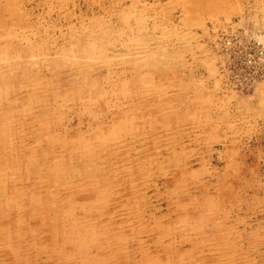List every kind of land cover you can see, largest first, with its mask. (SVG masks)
Listing matches in <instances>:
<instances>
[{"label": "rangeland", "instance_id": "obj_1", "mask_svg": "<svg viewBox=\"0 0 264 264\" xmlns=\"http://www.w3.org/2000/svg\"><path fill=\"white\" fill-rule=\"evenodd\" d=\"M263 19L264 0H0V264H264V82L230 89L216 49ZM92 42L117 64L20 58Z\"/></svg>", "mask_w": 264, "mask_h": 264}, {"label": "bare ground", "instance_id": "obj_2", "mask_svg": "<svg viewBox=\"0 0 264 264\" xmlns=\"http://www.w3.org/2000/svg\"><path fill=\"white\" fill-rule=\"evenodd\" d=\"M119 3V2H118ZM123 8V7H122ZM123 13V12H122ZM123 15V14H122ZM142 16V15H141ZM264 20V19H263ZM140 21V20H139ZM84 22V21H83ZM141 22V21H140ZM80 23V22H79ZM83 24V23H82ZM97 25V24H96ZM138 25H139V23H138ZM140 26V25H139ZM82 27H84V26H82ZM81 27V28H82ZM147 27V26H146ZM146 27H144V28H146ZM159 27V26H158ZM137 28V27H136ZM97 29V28H96ZM141 29V28H140ZM235 29H237V31H235ZM86 30V29H85ZM121 30V29H120ZM25 33V32H24ZM80 33V32H79ZM152 33V32H151ZM167 33V32H166ZM234 33V35H233V37H235L236 38V36H237V38L240 40V41H242V42H245V38L246 39H248V37H251V38H253L254 39V41H258V43L261 45V47H260V50L262 51V57H261V62H264V40H263V38H264V29H257V28H254V27H250V26H248V25H236V26H231V27H228V28H225V29H223L222 31H220L219 32V35H218V39H217V41H216V49H217V56H218V67H219V73H218V75H219V77L221 78L222 77V79H225V81H226V83H227V85L230 87V89H234V90H238V91H241V90H247V89H252V88H254L255 86H257L258 84H260V83H262V82H264V79H256V80H254L253 82H252V84L250 85V86H247L246 84H245V82L243 81V83L241 82V80L239 79V78H232L231 77V71H230V69H229V67L227 66V65H225V62L228 60L227 59V54H226V49L224 50L223 48H227L228 46H229V44H230V42H228L227 44H224V41L227 39H229L230 37H231V35ZM119 33H117V35H118ZM121 34H122V32H121ZM137 34V33H136ZM149 34V33H148ZM163 34H165V33H163ZM126 35V34H125ZM141 35V34H140ZM73 36V35H72ZM126 36H128V35H126ZM143 36V35H142ZM224 36H226L225 38H224ZM6 37V36H5ZM19 37V36H18ZM113 37V36H112ZM119 37H120V35H119ZM137 37H139V36H137ZM117 38V37H116ZM126 38V37H125ZM134 38V37H133ZM145 38V37H144ZM236 38V39H237ZM22 39V38H21ZM81 39V38H80ZM91 39V38H90ZM97 39V38H96ZM138 39V38H137ZM142 39L143 38H141V39H139V40H141V42H142ZM154 39V38H153ZM238 39H237V41H238ZM51 40V39H50ZM138 40V41H139ZM150 40H152V39H150ZM80 41V40H79ZM82 41V40H81ZM124 41H125V39H124ZM147 41V40H146ZM153 41V40H152ZM58 42V41H57ZM84 42V41H83ZM83 42H81V44H83ZM119 42V41H118ZM121 42V41H120ZM59 43V42H58ZM124 43V42H123ZM86 44V43H85ZM121 44V43H120ZM133 44H136L135 42L133 43ZM155 44V43H154ZM250 45L251 44V42H247L245 45H243V46H247V45ZM59 45V44H58ZM57 45V46H58ZM111 45V44H110ZM113 45H115V42L112 44V47H113ZM124 45V44H123ZM129 45H130V43H129ZM137 45V44H136ZM145 45V44H144ZM55 46V45H54ZM69 46V45H68ZM71 46V45H70ZM133 46V45H132ZM139 46V45H138ZM199 46V45H198ZM135 47H137V46H135ZM140 47H142L143 48V45H140ZM139 47V48H140ZM52 48V47H51ZM58 48H60V47H58ZM127 48V47H126ZM141 48V49H142ZM165 48V47H164ZM45 50H47L46 48H44ZM50 49V48H49ZM96 49H98V50H96ZM161 50V49H160ZM53 51V50H52ZM59 51V50H58ZM71 51V50H70ZM69 51V52H70ZM80 51V52H79ZM109 51V50H108ZM107 51V52H108ZM131 51V50H130ZM129 51V52H130ZM132 51H134V48H133V50ZM136 51H137V49H136ZM150 51H152V50H150ZM49 52L51 53V51L49 50ZM49 52H47V53H49ZM54 52V51H53ZM57 53H59V52H57ZM71 53H72V55L73 56H71V57H65V56H59V54H57L58 56L57 57H53V58H51V59H49V58H45V60L43 61V62H41V64H40V62L38 61L39 60V55L38 54H35V53H32V54H30V58L29 59H24L23 57H20L21 58V61H23V60H25V62H26V68L28 69L30 66H32V67H35L34 65H39V67H43V66H45L48 70L49 69H51V67H53V70H56V71H60V73H65V72H67V74L68 75H60V76H65V78L67 79V76H69V77H71V75L72 76H74L75 78H77L76 77V74H72L71 72H69V71H75L76 69H79V68H81V66H83L84 65V68H85V70H87L88 69V67L90 66L89 65V63H90V61L91 60H95L94 58H93V56L95 55V54H97V53H99V55H101L102 56V58H103V56H104V60L102 59V58H100L99 56V59H101L103 62H105L106 63V65L108 66V67H110L111 65H114L113 63H112V61L113 60H117L118 58H120L118 55L117 56H115V57H113L112 59H110V58H108L107 57V55L105 54V53H103V48H102V46H98L96 43H94V42H92V44L91 43H89V44H87V45H82L81 46V50L80 49H77L76 51H71ZM121 53V52H120ZM128 53V52H127ZM154 53V52H153ZM153 53H141L142 55H144V54H148L147 56H148V58L146 59V62L149 60L150 62H152L153 60H154V56H150V55H154ZM56 54V53H55ZM66 54V53H65ZM140 54V53H139ZM139 54H136V55H139ZM162 54H164V52L162 53ZM171 55H173L172 53H170ZM42 55V54H41ZM45 55V54H44ZM54 55V54H53ZM67 55H69V54H67ZM146 55H145V57H146ZM176 55H178V54H176ZM39 56V57H38ZM46 56V55H45ZM50 56H52V55H50ZM109 56V55H108ZM123 56H126V55H123ZM123 56H121V57H123ZM128 56H130V55H128ZM127 56V57H128ZM134 56H135V54H134ZM134 56H131V57H134ZM163 56V55H162ZM161 56V57H162ZM139 57V56H138ZM166 57V56H165ZM168 58H169V55H168ZM13 59V58H12ZM99 59L97 58L96 60H97V63H98V61H99ZM135 59H136V57H135ZM164 59H166V58H164ZM172 59H174V58H172ZM171 58H170V60H172ZM201 59V58H200ZM8 61H9V59H7ZM11 60V59H10ZM122 60V61H121ZM121 62H123V63H125V64H128L130 61V59L128 60V59H126V58H121ZM137 60V59H136ZM156 60V59H155ZM209 60H210V63H207V62H209ZM135 61V60H134ZM162 61V60H161ZM165 61V60H164ZM87 62H88V64H87ZM140 62V61H139ZM154 62H156V61H154ZM158 62H160V61H158ZM205 62L207 63V64H210V65H207V67L209 66V68H208V70L210 71H208L209 73H212L213 74V70H215L214 69V66L213 65H211V63L213 62L214 63V60H212V58H211V56H208L207 58H205ZM5 63V62H4ZM9 63H11V62H9ZM119 63V62H118ZM133 63V62H132ZM141 63V62H140ZM149 63V62H148ZM206 63H205V65L204 66H206ZM80 64H83V65H81L80 66ZM102 64V63H101ZM117 64V63H116ZM115 64V65H116ZM114 65V66H115ZM157 65H158V63H157ZM161 65V64H160ZM163 65V64H162ZM10 66V65H9ZM165 66V65H164ZM12 67H13V65H12ZM20 67V65H19V63L17 62L15 65H14V68H19ZM93 67V66H92ZM100 67V66H99ZM217 67V66H216ZM90 68V67H89ZM163 68V67H162ZM166 68V67H165ZM108 69V68H107ZM67 70V71H66ZM218 70V69H217ZM255 70H256V66H255ZM211 71H213V72H211ZM51 72V71H50ZM54 72V71H53ZM52 72V73H53ZM152 73V72H151ZM82 74V73H81ZM150 74V73H149ZM81 76V75H80ZM83 76V75H82ZM7 75L6 74H1L0 75V79L1 80H5V79H7ZM23 77H25V79H23ZM61 78H63V77H61ZM83 79H84V77H82ZM81 78V79H82ZM107 78V77H106ZM26 79H28V81H30V82H28V83H26L27 82V80ZM51 79V78H50ZM85 80V79H84ZM102 80V79H101ZM6 81V80H5ZM19 81H20V83H19V89L20 88H22L23 90H25L27 93H30L31 95H32V97H33V95H34V91L33 90H31V89H33V87L35 86V85H37V84H39L38 83V81L36 82L35 80H33V79H31V76H30V74H23L21 77H20V79H19ZM92 81V80H91ZM194 81V80H193ZM1 83H5L6 84V82H1ZM43 83V82H42ZM58 83H60V82H58ZM89 83H91V82H89ZM103 83V82H102ZM201 83V82H200ZM78 84V83H77ZM53 85V84H52ZM107 85V84H106ZM113 85V84H112ZM263 85V84H262ZM48 86V85H47ZM67 86V85H66ZM242 86H243V88H242ZM36 87V86H35ZM63 87V86H62ZM76 87V86H75ZM7 88V87H6ZM31 88V89H30ZM55 89V88H54ZM57 89H59V88H57ZM13 90H15V88H13ZM114 90V89H113ZM9 91H10V89H8V91H7V93H9ZM82 91V90H81ZM54 92V91H53ZM61 92V91H60ZM16 93V92H15ZM39 94V93H38ZM63 95V94H62ZM9 96V95H8ZM148 96V95H147ZM146 96V97H147ZM142 99H143V96L141 97ZM147 99V98H146ZM148 100V99H147ZM91 101V100H90ZM32 102V101H31ZM30 102V103H31ZM95 103V102H94ZM63 105V104H62ZM35 113H37V112H35ZM32 114V113H31ZM106 115V114H105ZM146 116V115H145ZM144 116V117H145ZM143 118V117H142ZM130 119V118H129ZM131 120V119H130ZM127 122H128V119L126 120ZM125 121V122H126ZM146 121V120H145ZM79 122H80V120H79ZM80 123H82V122H80ZM146 123V122H145ZM7 124H8V122H7ZM151 124V123H150ZM39 125H41V124H39ZM60 125V124H59ZM152 125V124H151ZM138 126V125H137ZM10 127V126H9ZM9 127H8V129H9ZM134 127V126H133ZM51 128V127H50ZM64 128V127H63ZM135 129H137V128H135ZM114 130V129H113ZM10 131V130H9ZM139 131V130H138ZM179 132V131H178ZM181 132V131H180ZM179 132V133H180ZM159 133V132H158ZM162 133V132H161ZM17 134V133H16ZM168 134V133H167ZM173 134V133H172ZM171 134V135H172ZM23 135V134H22ZM69 136V135H68ZM139 136H141V135H139ZM174 135H172V137H173ZM178 136H180V135H178ZM165 137V136H164ZM164 137H162V138H164ZM121 138V137H120ZM130 138L131 137H128V139L130 140ZM170 138V137H169ZM190 138V137H189ZM9 139V138H8ZM100 139V138H99ZM118 139V138H117ZM137 139V138H136ZM141 139V138H140ZM146 139V138H145ZM171 139V138H170ZM93 140H96V139H93ZM121 140V139H120ZM125 140V139H124ZM139 140V139H138ZM142 140V139H141ZM169 140V139H168ZM9 141H11L10 139L8 140V143H9ZM89 141V140H88ZM87 141V142H88ZM96 141H98V138H97V140ZM180 141V140H179ZM120 142H122V141H120ZM128 142V141H127ZM177 142V141H176ZM112 143V142H111ZM168 143V142H167ZM172 143H173V141H172ZM121 144V143H120ZM164 144H166V143H164ZM128 145V144H127ZM167 145V144H166ZM83 146V145H82ZM82 146H81V149H82ZM144 146V145H143ZM74 147V146H73ZM79 147V146H78ZM94 147V146H93ZM92 147V149H95V148H93ZM125 147V146H124ZM123 147V148H124ZM128 147V146H127ZM67 148V147H66ZM139 148V147H138ZM128 149V148H127ZM182 149V148H181ZM126 150V149H125ZM125 150H124V153H125ZM139 150V149H138ZM183 150V149H182ZM12 151V150H11ZM84 151V150H83ZM97 151V150H96ZM75 152H78L77 150L75 151ZM85 152H87V151H85ZM31 154V153H30ZM81 154V153H80ZM137 154V153H136ZM136 154H133V155H136ZM183 154H185V153H183ZM7 155V154H6ZM120 155V153L117 155V156H119ZM127 155V154H126ZM138 155V154H137ZM168 155V154H167ZM97 156V155H96ZM95 156V157H96ZM114 157H116V156H114ZM8 158V157H7ZM113 158V157H112ZM35 159V158H34ZM150 160V159H149ZM185 160V159H184ZM28 161V160H27ZM60 161V160H59ZM68 161V160H67ZM44 162V161H43ZM96 162V161H95ZM40 163H41V161H40ZM68 163H70V162H68ZM184 163V162H183ZM93 165L95 164V163H92ZM127 165V164H126ZM43 166V165H42ZM146 166H148V165H146ZM45 168H46V170H49V166L45 163ZM125 168V167H124ZM76 168H74V170H75ZM130 169H131V167H130ZM129 169V170H130ZM159 169V168H158ZM186 169V168H185ZM40 170V169H39ZM94 170V169H93ZM89 171V170H88ZM131 171V170H130ZM140 171V170H139ZM71 172V171H70ZM80 173V171L78 170L77 171V173ZM203 172V171H202ZM72 173H74V171H72ZM161 173V172H160ZM71 174V173H70ZM75 176V175H74ZM173 176V175H172ZM76 177V176H75ZM200 177V176H199ZM185 181V180H184ZM115 182V181H114ZM183 184H184V182H183ZM132 185V184H131ZM1 186V185H0ZM128 186V185H127ZM182 186V185H181ZM19 188V187H18ZM129 188V187H128ZM173 188V187H172ZM224 189V188H223ZM1 190V189H0ZM19 190V189H18ZM2 191V190H1ZM1 193V192H0ZM1 195H2V193H1ZM7 195H12V194H8L7 193ZM8 198V197H7ZM11 201V200H10ZM188 201V200H187ZM4 202H5V200H4ZM3 202V203H4ZM207 204V203H206ZM180 205V204H179ZM205 205V204H204ZM214 205V204H213ZM204 208H206V207H204ZM20 210V209H19ZM18 210V211H19ZM219 211V210H218ZM186 212V211H185ZM197 213H198V211H196ZM217 212V211H216ZM18 213V212H17ZM194 213V212H193ZM66 216H68V215H66ZM195 216V215H194ZM179 219V218H178ZM65 223V222H64ZM188 224V223H187ZM160 225H162V224H160ZM189 225V224H188ZM217 225V224H216ZM207 226V225H206ZM63 227V226H62ZM162 227V226H161ZM170 227V226H169ZM187 227V226H186ZM185 227V228H186ZM206 228V227H205ZM165 229V228H164ZM3 230V229H2ZM68 232H70V230H64L63 231V234H66V233H68ZM190 232V231H189ZM77 234V233H76ZM205 234H207V233H205ZM78 235V234H77ZM65 236V235H64ZM79 236V235H78ZM68 237V236H67ZM66 237V238H67ZM168 246V245H167ZM107 248V247H106Z\"/></svg>", "mask_w": 264, "mask_h": 264}, {"label": "built area", "instance_id": "obj_3", "mask_svg": "<svg viewBox=\"0 0 264 264\" xmlns=\"http://www.w3.org/2000/svg\"><path fill=\"white\" fill-rule=\"evenodd\" d=\"M237 31V29H235ZM238 32V31H237ZM231 37L224 41V44L230 42L226 49L227 65L231 71L232 78H239L241 82H245L247 86H250L256 79H264V62H261L262 51L260 50L261 45L258 41H254L253 38H245V42L240 41L237 36ZM226 36H224L225 38ZM264 40V38H263ZM247 42L251 44L245 45ZM256 66V70H255ZM243 88V86H242Z\"/></svg>", "mask_w": 264, "mask_h": 264}]
</instances>
